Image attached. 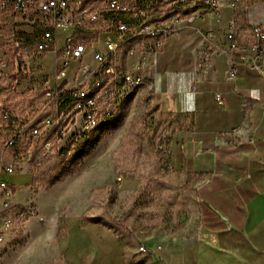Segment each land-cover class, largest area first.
<instances>
[{"label": "rangeland", "instance_id": "rangeland-1", "mask_svg": "<svg viewBox=\"0 0 264 264\" xmlns=\"http://www.w3.org/2000/svg\"><path fill=\"white\" fill-rule=\"evenodd\" d=\"M224 1L242 8L263 0ZM1 51L0 46V57ZM41 67L31 70L30 79L13 77L12 86L0 90V109L8 107L18 118L31 110L35 98L20 92L49 70L48 59ZM109 123L99 126L81 156L76 154L84 142L69 160L64 159L71 152L62 159L51 155L38 170L7 176L15 184L12 203L27 214L12 218L0 241V264H145L141 244L194 231L195 182L174 166L167 144L187 118L143 107L139 96L122 104ZM108 218L115 220L111 228L103 225Z\"/></svg>", "mask_w": 264, "mask_h": 264}, {"label": "crops", "instance_id": "crops-1", "mask_svg": "<svg viewBox=\"0 0 264 264\" xmlns=\"http://www.w3.org/2000/svg\"><path fill=\"white\" fill-rule=\"evenodd\" d=\"M216 6L167 37L146 69L149 106L188 120L168 145L174 166L194 179L197 209L191 234L141 244L145 264H264V71L239 59L253 55L250 28L264 31V0ZM232 15L236 51L225 39Z\"/></svg>", "mask_w": 264, "mask_h": 264}, {"label": "built area", "instance_id": "built-area-1", "mask_svg": "<svg viewBox=\"0 0 264 264\" xmlns=\"http://www.w3.org/2000/svg\"><path fill=\"white\" fill-rule=\"evenodd\" d=\"M79 0H0V84L13 77L30 79L33 68L48 59L49 70L36 78L34 87L21 95L36 104L21 117L8 107L0 109V241L12 218L23 219L26 209L12 203L14 183L7 176L38 170L51 155L62 159L82 141L91 120L103 119L113 111L117 95L133 92L142 96L143 107L152 102L142 94L140 82L147 81L146 69L162 49L167 37L181 26H193L202 10L189 14L159 11L151 0H88L84 11H76ZM208 11H216L214 0H205ZM229 8H235L230 1ZM235 15L226 23L225 39L230 51L238 47ZM130 34H137L133 49L121 54ZM248 44L252 56L239 57L252 70L264 71V31L250 28ZM235 74V68L230 69ZM97 94L87 104L78 97L87 88ZM215 101L223 103L220 94ZM264 109V99L262 101ZM128 113V112H127ZM149 252L141 245V253Z\"/></svg>", "mask_w": 264, "mask_h": 264}, {"label": "bare ground", "instance_id": "bare-ground-1", "mask_svg": "<svg viewBox=\"0 0 264 264\" xmlns=\"http://www.w3.org/2000/svg\"><path fill=\"white\" fill-rule=\"evenodd\" d=\"M88 7V0H79L76 3V11H84L85 8ZM133 41H137V34H130V39H125L124 43L121 46V54H128V50L133 49ZM144 81L140 82V89L142 88V92L145 90ZM97 94V87H89L87 88V95H81L78 97V104H87L90 102V98H94V95ZM131 98H137V96H133V92H123L120 95H117V103L114 104V109L110 113H108L107 117L103 119L91 120V123L87 125V133L91 130L95 129L96 127L100 126L105 122H109L116 112L120 109L122 104L131 100ZM86 133H84L85 137ZM67 156V155H66ZM139 252L141 253V247L139 248Z\"/></svg>", "mask_w": 264, "mask_h": 264}, {"label": "trees", "instance_id": "trees-1", "mask_svg": "<svg viewBox=\"0 0 264 264\" xmlns=\"http://www.w3.org/2000/svg\"><path fill=\"white\" fill-rule=\"evenodd\" d=\"M151 3H153L152 5H154L155 8H159L160 7L161 9H163V11H167V13H169V14H178L179 13L180 15H183V14H189V13H191L194 10L201 9L202 10V14L201 15H203L206 11H208L207 2L205 4H203L202 6L198 7V8H197L196 4H194L192 7L188 6V5L185 6V4H184L185 0H151ZM11 86H12V82H9L7 85L1 86L0 90L8 89ZM108 124H110V123L109 122H105V123H103L101 125L106 126ZM103 126H101V127H103ZM101 127L98 126L95 129H93L90 132H88L87 138L85 139V137H86V135H85V137L82 138V139H85L84 141H79L78 143H76V145H74L72 147L70 155L64 160H69L71 157L73 158L74 157L73 153L76 151V149H78V146H80V144L82 145V143L84 142L83 143V148L78 150V152L76 154L78 156H81L84 148L89 143L88 139H92L94 134ZM169 139H170V137H168V139H167V144H169ZM53 181H55V178H53L50 183H52ZM107 221H108V224H103L107 228H111V225L115 224V220L113 218H108ZM94 223H97V221H94Z\"/></svg>", "mask_w": 264, "mask_h": 264}]
</instances>
